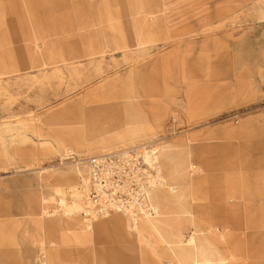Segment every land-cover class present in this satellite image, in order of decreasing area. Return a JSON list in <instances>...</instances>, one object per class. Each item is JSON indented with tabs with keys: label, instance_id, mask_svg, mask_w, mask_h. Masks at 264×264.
I'll use <instances>...</instances> for the list:
<instances>
[{
	"label": "rangeland",
	"instance_id": "rangeland-1",
	"mask_svg": "<svg viewBox=\"0 0 264 264\" xmlns=\"http://www.w3.org/2000/svg\"><path fill=\"white\" fill-rule=\"evenodd\" d=\"M130 117L149 135L115 129L114 118ZM154 141L165 170L164 145L192 164L182 172L192 179L175 184L162 170L171 191L189 188L179 214L187 234L194 226L187 239L222 240L206 248L216 263L264 264V0H0V264L176 263L150 216L158 237L131 251L124 235L62 242L42 209L62 214L61 184L82 190L80 159ZM30 191L54 198L35 203L45 231L26 205ZM115 215L135 228L124 212L93 228ZM60 217L89 233L79 215ZM171 245L184 264H201Z\"/></svg>",
	"mask_w": 264,
	"mask_h": 264
},
{
	"label": "built area",
	"instance_id": "built-area-1",
	"mask_svg": "<svg viewBox=\"0 0 264 264\" xmlns=\"http://www.w3.org/2000/svg\"><path fill=\"white\" fill-rule=\"evenodd\" d=\"M155 144L156 141L131 146L78 161L87 170L80 177L87 203L85 218L93 220L114 212L154 213L146 196L162 181Z\"/></svg>",
	"mask_w": 264,
	"mask_h": 264
},
{
	"label": "crops",
	"instance_id": "crops-1",
	"mask_svg": "<svg viewBox=\"0 0 264 264\" xmlns=\"http://www.w3.org/2000/svg\"><path fill=\"white\" fill-rule=\"evenodd\" d=\"M118 48H130V47H117L116 49H118ZM71 50L73 51V48H71ZM126 121L129 122V125H127V127L130 129L129 131H127V129L124 130L123 125H124V123L126 124ZM113 123H114L115 129L116 128L120 129V131H119L120 133L142 134V135L148 134L149 135L150 127L147 124H144L143 122H141L140 117H130V121L127 120L126 118L124 120H122L120 118H114ZM244 125H246V122L244 123ZM162 148L163 149L161 152H165L170 156L171 163L169 164L168 170H165L163 168L162 163H160V166H161L162 170L164 169V171L166 172V175L169 177V179L171 181H173V184L179 183L181 181L182 177H184V176H186L187 179H192L190 175L182 174L184 166L192 165L189 162L187 155H183L182 153L178 152L177 150L171 149V148L167 147L166 145H164ZM103 149H107V148H103ZM182 162H184V163L181 164ZM193 168H194V166H193ZM36 179H37V177H36ZM65 185H69V184H61L57 188L60 190V188L65 186ZM188 189L189 188H187V185H184L181 188H179L178 191H171L170 189L158 190L153 196V202L159 211L165 210L168 213H172V215H178V217H180L179 216L180 207L183 206L188 201V200H186L187 195H188L187 193L189 191ZM28 195L30 196V198H29V202L28 203L26 202V205H27L29 211L31 212V214H33L35 216L34 221H35L38 229L45 231L44 221L41 219L42 217H40V215H38V210H37V207L35 206V203L37 200H42L41 201V205H42L44 199H47V197L41 196L40 194H38L35 191H30L28 193ZM32 200H33V202L30 203ZM174 202H176L177 206L175 205ZM181 203H183V204L181 205ZM42 209H43V213H44V207H42ZM172 210H174V211H172ZM192 210H193V207H192ZM192 213L194 214L196 219L198 217L203 216V214H200L201 215L200 216V215L196 214L194 211H192ZM58 217L59 216L54 217V220H55L54 223H55L56 232L57 233L60 231H61V233L63 232V234H61V241L62 242H64L65 238L68 237L67 234H70L71 238H74L77 241H80V240L86 241L88 239L91 240V239H95L96 237H98L101 240L107 239V240L114 241L115 243L119 244V243H121L120 241H122L121 240L122 235H124L127 239H133L134 238L135 245L134 244L131 245L132 246L131 251H134V248H135L134 246H137L136 243H139L141 241L142 244H145L146 242H149V241L151 242L153 240L151 238H153L154 236L158 237L155 234V232L153 231V229L151 228V226L145 221V219H142L138 223L137 226H134L135 228H130V222H129L128 218H126V220H127L126 221L124 216L115 215L112 219H106V220L100 221V222L97 221L98 223H97L96 227H94L96 230V234L92 233L93 232V230H92L93 227H92L91 229L86 230L89 233L84 232V233H81L79 235L78 233L75 234L77 232V227H78L77 222L72 223L71 227L61 228V223L59 222ZM187 219L188 218L185 215L184 219H181V217L179 218L180 222L174 223V222H176V220H175L172 222L173 224H168L167 226H165L163 229L164 237H166L168 239H171V238L177 239L178 238V239H182L183 241H186L187 237L190 235V233L194 229V226H193L190 229L189 234L186 233L187 228L186 227L183 228L182 226H183L184 222L186 224H188L189 221H187ZM189 219H191V218H189ZM182 220L184 222H182ZM124 221H126V222H124ZM197 221L199 222V219ZM191 224H193V222H191ZM198 224L200 225V223H198ZM117 227L122 229V231H120L119 234L115 235L112 231V233L109 235L110 237L105 238V235H106L105 230H107V229L111 230V229H115ZM201 228H202V226H201ZM209 229H212V228L209 227L207 230H205V229H203V230L208 231ZM69 232H71V233H69ZM206 235H208V234H206ZM209 237H211V239L216 238L222 245V242H223L222 240H219L217 237H214V236H209ZM135 239H137V240H135ZM157 240H158V242H160L159 243L160 248L162 247L161 251H164V253H167L168 255L174 256V258L176 259V263H174V260L172 259V264H184V262H182L183 260H182L181 256L171 253V250H170L168 244H167V246L161 244L163 241L159 237ZM212 241H214V240H212ZM221 245L218 244L219 247ZM120 246L122 248H125L124 244H120ZM95 248L97 249V247H95L93 245V247H90L89 250H92L95 252V251H97ZM154 248L148 247L149 251L152 254H155V253H153V252H155ZM220 248H222V246ZM126 250H130V249H126ZM45 251L46 250H43L42 253L45 254L44 253ZM51 253H55L54 255H56L57 259L61 258L60 255L62 254V252L60 251L59 246L55 245L54 241H52ZM3 255H4V252L0 251V257L1 258L3 257ZM47 255L48 254H45L46 259H47ZM180 259H181V261H180ZM211 261L213 262L214 260H211ZM3 262H6V259H3ZM58 264H60V263H58ZM61 264H66V263H61Z\"/></svg>",
	"mask_w": 264,
	"mask_h": 264
},
{
	"label": "bare ground",
	"instance_id": "bare-ground-1",
	"mask_svg": "<svg viewBox=\"0 0 264 264\" xmlns=\"http://www.w3.org/2000/svg\"><path fill=\"white\" fill-rule=\"evenodd\" d=\"M161 154L169 156L165 152H161ZM156 158L158 160L157 156H156ZM158 167H159V171H160V175H161L160 177H161L162 181L160 182L159 185L155 186L153 189L148 191L147 196H146L147 202L154 209V213L140 212L139 214H136V215L135 214H131V213H125V214L130 218L131 223H132L133 226H137L138 223L142 219L148 218L150 216L152 218V220H153V223H154V226H153L154 229L156 228L160 232V234L162 236H164V231H163L164 227L167 226L168 224H173L172 222L174 220L171 219V216H167V215L166 216H164V215L161 216L159 214H156V213H158L159 210H158V208L156 207V205L153 202L154 194L158 190H161V189H170V187L168 186V183L164 179L160 164L158 165ZM66 195H68L69 198H70L69 202L66 201ZM58 197H59L58 198L59 202H60L61 206L63 207L62 214L58 215L56 213V211H54L53 213H50L49 211H45V208H44V213H45L46 218H54V217H57V216L70 217V216H74V215H79L82 218L85 226H87V229H91L93 227V223L96 222V221H94V219L93 220L92 219H87L84 216L83 217L81 216V213L86 211L85 210V203L86 202H85V194H84V192L82 190H80V187L78 186V183L69 184V185H65V186L61 187L60 190H59ZM187 198H186V200H187ZM48 199L52 200L54 198H52V199L51 198L44 199L43 203H46ZM182 204L183 203H181V205ZM38 207H40V205ZM180 211H183V212H186V213L189 212V210L187 209V202L183 206L180 207ZM173 218H175V217H173ZM111 219H112V217H111ZM62 222L65 223V221H62ZM62 222H60L61 223V227L62 228H68V227L72 226V223H74V220L72 222H67V224H64ZM116 229H117L118 232L122 231L121 228L117 227ZM108 233H109V231H108ZM109 235H110V233H109ZM164 238L167 239L173 245V247H175L177 250H181L182 251L181 254H182V256H184V258L185 257L186 258L190 257L196 263H197V261L200 260L201 264H225V260H221V261H219V263L211 261V258L209 257L210 255L206 251V248L208 246H210V245H216L217 249H219L220 247L218 246V244L216 243L214 238L211 239V237H209L205 233H203L201 236H198L197 238L186 239V241H183L182 239H178V238L177 239L176 238L168 239L166 237H164ZM212 240H214V241H212ZM171 244H169V245H171ZM221 249L216 251V253H218L220 255V253L222 252ZM42 255H43L42 256V260L45 261V259H46L45 254H42ZM49 257H51V256H49Z\"/></svg>",
	"mask_w": 264,
	"mask_h": 264
}]
</instances>
